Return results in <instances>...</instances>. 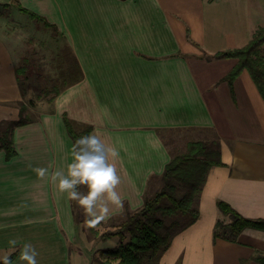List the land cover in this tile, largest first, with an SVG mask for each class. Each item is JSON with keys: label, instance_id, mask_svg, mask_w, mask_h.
<instances>
[{"label": "crops", "instance_id": "crops-1", "mask_svg": "<svg viewBox=\"0 0 264 264\" xmlns=\"http://www.w3.org/2000/svg\"><path fill=\"white\" fill-rule=\"evenodd\" d=\"M18 2L57 25L82 78L52 107L45 103L48 110L36 122L14 130V158L6 162L0 151V237L17 241L13 246L9 240L5 253L0 246V257L17 249L12 264H21L20 249L31 237L45 246L46 257L37 264H69L73 230L66 231L60 218L75 228L71 201L32 171L52 172L71 162L66 114L78 127L91 125V133L119 151L117 191L124 207L109 219L138 210L150 181L162 174L170 155L158 131L216 135L223 166L209 170L198 218L172 238L157 264H264L257 260L264 256V231L246 228L234 242L213 237L216 221L227 222L217 201L245 218L264 220V100L246 70L232 89L224 81L236 59L204 57L244 47L264 28V0ZM62 23H69L67 33ZM18 33L0 31V123L17 119L23 102L15 74L21 63L12 51L22 47Z\"/></svg>", "mask_w": 264, "mask_h": 264}, {"label": "trees", "instance_id": "trees-1", "mask_svg": "<svg viewBox=\"0 0 264 264\" xmlns=\"http://www.w3.org/2000/svg\"><path fill=\"white\" fill-rule=\"evenodd\" d=\"M10 6L17 8L20 13L44 29L50 30L55 37L60 36L65 40L55 24L48 22L43 16L25 9L18 0H9V3L4 5V7ZM66 46L72 56L76 73L74 76L70 69H67L64 77L61 74V78L64 79L63 83H59L56 77L52 80L53 83L40 88L42 99L49 107L53 106L54 100L64 89L79 82L82 78L78 61L67 42ZM263 46L264 28H258L254 37L244 47L217 52L212 56L204 54V57L207 60L236 59L235 67L225 76L224 81L232 89L234 80L242 71L246 70L264 100ZM22 60L20 66L16 68L15 74L21 96L24 99L28 94L27 89L30 88L28 84L25 90L24 83H28V79L35 74L37 68L30 58L26 57ZM29 104L34 105L32 100H29ZM18 106L17 119L0 123V151L4 152L6 162L17 155L14 148V130L36 122L24 102H20ZM62 121L73 144L76 139L90 134L93 129L91 125L84 124L78 127L66 114L62 115ZM158 133L166 145L163 132L158 131ZM220 145V140L216 135L187 141L185 150L170 155L160 177L153 180V185L159 183L157 189L151 194H144L142 206L138 210L132 212L126 210L125 220L114 232L99 233L95 228H89V234L94 239L106 241L116 237L118 240L116 246L98 250L99 255L104 257V261L101 260V262L104 263L110 259L109 261H113L115 264H157L161 255L168 249L172 238L198 218L197 204L206 176L211 168L223 166ZM216 206L227 222L216 221L214 238H223L234 242L240 232L246 228L264 231L263 219L245 218L222 201H217ZM71 209L75 224L83 223L75 201H71ZM102 224L101 222L96 227ZM17 253L18 250L15 249L9 254L11 261L15 259ZM257 260L264 263V256H258ZM94 261H100V259Z\"/></svg>", "mask_w": 264, "mask_h": 264}, {"label": "rangeland", "instance_id": "rangeland-1", "mask_svg": "<svg viewBox=\"0 0 264 264\" xmlns=\"http://www.w3.org/2000/svg\"><path fill=\"white\" fill-rule=\"evenodd\" d=\"M7 3H9V0H0V31L2 32V30H5L8 33L10 29L15 30L17 28L19 33L16 37L19 39L21 38L22 47L14 45L12 51L15 50L18 54L17 58L20 63H22L23 58L28 57L34 62V65L37 68L35 74L28 79V83H24L25 90L27 89L28 84L30 88L27 89L28 94L22 100L24 104L27 105L28 112L31 116L37 118L42 111L48 110L45 101L42 99V94H40V88L53 83L52 80L56 77L59 83H63L64 79L61 78V74H63L64 77L65 70L70 69L72 75L75 76L76 68L73 65V59L68 52L65 40L60 36L55 37L50 30H46L39 24L31 21L26 15L20 13L17 8L4 7ZM67 30H70L69 23H66V25L62 23L61 31L67 33ZM17 45H19L18 41ZM262 53L264 55V46L262 48ZM29 100H32L34 105H30ZM164 138L167 143L168 153L169 155H172L177 152H183L187 141L201 139L202 136H196V133L194 132L171 131L164 133ZM1 174H3L2 170ZM153 183L154 181H150V187L147 189L146 194L153 193L159 186L158 182L155 185H153ZM0 187L1 191H4L5 182L0 183ZM83 191H85V189L81 187V192ZM78 211L81 213L83 223H80L79 225L75 224L74 229L73 227H71V230L70 227L68 228V222L64 219L65 216L60 218L61 225L66 231L71 232L73 230L72 234L68 236L69 243H67L69 264H115V262L109 261L110 259L102 263L101 260L104 261V257L99 255L98 250L116 246L118 243L117 238L115 237L106 241H100L97 238L94 239V237L89 234V228L84 224L85 217L82 210L78 209ZM125 218V213L112 217L111 219L102 222L103 224L95 227V229L99 233L114 232ZM48 226L49 229H54L51 227V224ZM40 231L42 230L40 229ZM5 235L0 237V246H3L4 253L7 248L4 245L10 240L9 236ZM26 241L27 244H31L36 249L38 253V256L36 257L37 260L40 258L43 260V257H46L44 255L45 246L41 244L36 246L34 244V238L32 239L31 237ZM96 259H100V261H94ZM23 263L25 262H22L21 264Z\"/></svg>", "mask_w": 264, "mask_h": 264}, {"label": "clouds", "instance_id": "clouds-1", "mask_svg": "<svg viewBox=\"0 0 264 264\" xmlns=\"http://www.w3.org/2000/svg\"><path fill=\"white\" fill-rule=\"evenodd\" d=\"M120 159L116 147L108 144L98 132L83 135L71 147V162L66 168L49 172V168H32L40 180L50 179L56 190L75 201L85 217L84 224L95 228L107 221L113 211H122L124 204L117 191L122 179L117 168ZM83 187L85 191L81 192ZM13 246L16 240H10ZM38 253L31 244H24L19 259L25 264H37ZM2 264H12L10 255L0 257Z\"/></svg>", "mask_w": 264, "mask_h": 264}]
</instances>
